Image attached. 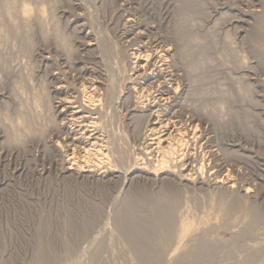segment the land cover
<instances>
[{
	"label": "rangeland",
	"instance_id": "1",
	"mask_svg": "<svg viewBox=\"0 0 264 264\" xmlns=\"http://www.w3.org/2000/svg\"><path fill=\"white\" fill-rule=\"evenodd\" d=\"M58 1L59 4H57L58 6L56 5L55 14L58 15L59 22L61 20L60 24L64 27L65 32L71 33L73 36L76 46H81L84 42L89 43L90 41L96 40L97 44L99 41V44H106L107 47L116 46L117 49L123 50V53L131 48L147 51V49L154 50L156 48L157 50H161L171 47L169 50L174 60L175 54L179 49V51H186V48L184 49L181 47L180 41L177 42L179 37L187 34L190 35V32L196 42H199L201 38H206V34L212 33V36L211 34L210 36L208 35L210 37V39H207L209 44L213 45L214 42L219 44H214L216 49H213L214 46L211 45L213 50H203L204 52L209 51L211 56L209 53L203 54V51L201 53L199 50V52L196 51L197 48L193 50V52L196 51L195 55L193 54V59H200L203 55H209L213 58L217 53L215 58H213V65H210V68H212H208L209 70L207 69L208 71H206L207 75H212V79L210 78L211 80L205 81L203 86L207 85V88L220 86L224 90H234V88L238 87L241 84L240 82H242L243 85L246 84L250 86L252 90L251 97L255 102L251 104L244 101L246 103H242L240 102L241 99L237 100L238 97H236V100H233L234 102L232 103H229V101L226 107H228V110L229 108L232 111L234 110L235 112L233 111V113L236 114H233L229 110L230 114L237 115L239 119L238 117L235 119L236 116L233 117V115H230L231 117L224 115V117H221L223 118L222 121L224 124L220 119L217 120V122L220 120L219 123H217L215 119H213L215 122L212 120L208 121L204 118H197V121L195 120V124L198 126L197 136L200 138L198 137V142L195 143V146L193 145L190 147L189 153L191 155L195 153L194 157L195 159L197 158V161L202 159L205 168V185L198 187V185L196 186L195 182H193L189 188L176 186L178 187L176 188L178 203L175 209L174 219L176 224H174V230L172 231V238L175 240L171 238V243H169L170 246L167 248V252L169 253H166V251L164 252L166 257L163 256L165 257L163 261L166 260V264L176 262L178 260V258L176 260V257H179L181 252L189 249V241V245H191L192 239L196 240L197 238V240H199L202 237L200 240L203 239L205 242L212 240L211 242H213L214 245L211 242V245H209L210 243L206 245L208 242L206 244L203 242V247L200 246L198 247L199 249L197 248V250L194 251V254H199V262L197 261V264H207L205 261H200L201 258L203 260L204 255H209V264H232L233 261L234 264H241L245 258L246 262L244 261L242 264H247L249 262V264H264V253H262L264 252V223L254 222L250 214L252 210L264 212V64L260 56L262 52L261 49H264V43L256 34L258 27L260 28V26L264 25V0ZM186 3L187 5L190 4L191 8L187 6ZM194 7L195 9L193 11L192 9ZM187 9H189L190 12ZM254 10L263 12V15L258 14V16H253L251 12ZM198 12L200 14L197 15ZM196 23L198 26L195 25ZM135 31L136 33L142 31V33L140 32L142 36L135 37ZM185 31L188 32L186 33ZM227 33L233 40V48L236 46V53H238V56H241L245 62L244 68H241L242 70L234 68V66L232 67V62L228 63L219 60L220 50L223 47V45L221 47L220 44H223V37ZM37 35L38 34L34 36L35 52L32 59V62L37 65L36 72L34 73V77L36 75V80L40 79L42 74V77H46L47 75L49 78V75L56 72L54 62L45 64L44 60H42L48 57L50 48L48 49V45L43 43ZM197 36L198 38L201 37L198 39ZM203 36L205 37L203 38ZM255 38L258 39L256 40ZM207 40L205 39L204 44L208 43H206ZM211 41L213 43H211ZM96 42L93 41V43ZM158 47L161 48L159 49ZM255 47H259V49L257 48V50ZM217 50L219 51L217 52ZM97 53L98 51L94 54H89L82 50L79 51L78 58L82 61L80 64H83L82 66H86L87 68H91L94 62L96 63V60L100 57ZM199 53L200 58L198 56ZM107 56L108 55L105 56L107 59H104L110 61L109 56ZM109 61L106 62V64L111 62ZM14 62L15 60L11 65L15 66L16 63ZM174 64L175 61L173 65ZM48 65L52 67L50 66L49 68ZM46 66L48 71L45 69ZM99 67V64L96 63L95 68L98 69ZM168 68L170 73L181 75L177 67L174 66V68H170V66H168ZM211 70L215 71L212 72ZM108 73L107 71V76L110 77V73ZM234 77L239 79L236 80L237 78ZM4 81L2 85L0 84V113L5 110L4 108L8 102V104H10L9 97H7L8 81ZM212 82L216 83L213 84ZM181 85H184V88L186 87V83L183 81H181ZM204 100H202V102ZM213 100H215V98ZM120 109L119 121L120 124H123L121 125L122 128L120 127L119 130H122V132L125 131L123 133L125 139L120 141V144L123 145H119L121 148H119L121 150V158H125H122L123 160L121 159V161L124 162V170L122 169L121 172L126 171L132 174L133 156L137 154L139 148L138 144L142 142L139 141V143L137 142L136 145L135 143L133 145V141L131 140V128L126 125L127 123L123 116V107H120ZM229 124L232 125L230 126ZM144 126L145 125H141V129H139L141 135L145 132V129H142ZM56 140V138L49 136L46 146L37 143H28L25 148H23L24 150L10 149L5 146L4 136L0 131V264H37L36 258L39 253L37 251H39L41 245L49 246V251L50 253L52 252L51 255L57 259L55 260V264H102L111 262V260L115 262H113L114 264H138L137 260L131 254L124 238H121V236L116 233L117 230L114 226L115 218L120 216L119 214H123V210L124 213L130 212V208L126 209L124 206V199L126 196L134 194V196H132L136 197L137 191L141 189L154 195L159 191L158 189L161 188L160 185L163 186L167 184V182H162L159 177H149L143 173H133L128 177L131 179L127 183H123L121 180L118 181V178H115L116 175L110 173L109 176L103 174L102 176L104 178L101 176L97 180L70 175L69 177L68 174L63 171L66 151L64 152L65 149L60 150L55 146ZM210 151L211 153H209ZM215 177H217L218 180L221 179V182L225 185L229 182L233 184L234 192H232L231 195L225 194L221 189H216L209 185ZM244 187L250 189L249 197L245 200L244 207L241 210L234 211V213L224 212L223 214V209L221 206L220 208L219 205H222L223 202L231 201L235 196H242V189ZM218 196H220L222 204ZM226 198L229 200L227 201ZM133 205H135V203ZM139 206V204L135 206L137 207L136 210L143 215L142 217L145 216L143 219L145 224H148L149 220L146 219L147 213ZM131 210V212H133V208H131ZM207 210H212V213ZM245 211L247 213H245ZM213 212L214 214L215 212H220L219 214L217 213V215L220 216L221 213L222 215L221 217H216ZM208 213H210L212 217ZM203 216H205L206 219H204ZM249 217L252 220H250ZM243 218H245L244 221ZM189 219L190 221H188ZM214 219L216 221L219 219V221L216 223ZM144 221H142V224H144ZM179 221H192V223H195V226H197L195 228L198 229H196L195 232L189 233L190 235L187 234L190 239H184L185 241L182 243H184L183 248L186 246V249L181 248L180 252L179 248L182 244L178 246L175 243L179 241H177V234L179 232L176 231L180 228L178 225H181ZM204 224L206 225L203 228ZM198 227H202L203 229ZM214 240L217 242L215 243ZM175 244L179 247L178 249L175 247ZM112 248L115 251L112 250ZM175 248L178 252L174 251ZM222 248H224L225 251ZM229 249L236 252H232ZM222 250L223 253H221ZM250 252H252V254ZM245 253L247 255H243ZM170 254H175V259H170ZM254 254H260L258 259L257 255ZM224 255H226V257ZM246 256H251L249 257L251 259H247L248 257ZM167 258L172 261L170 262ZM247 260L249 261L247 262ZM174 264H177V262Z\"/></svg>",
	"mask_w": 264,
	"mask_h": 264
},
{
	"label": "bare ground",
	"instance_id": "2",
	"mask_svg": "<svg viewBox=\"0 0 264 264\" xmlns=\"http://www.w3.org/2000/svg\"><path fill=\"white\" fill-rule=\"evenodd\" d=\"M58 2V0H0V84L2 85L4 80L8 81L7 97H9L10 101V104H8V102L5 108L3 107L5 110L0 113V131L4 136V144L7 148L18 150L25 148L28 143H37L46 146L48 137L52 136L57 139L55 146L60 150L65 149L64 152L66 151L63 171L68 174V176L85 177L97 180L103 174H107L108 176L113 174L116 175L115 178H118V181L121 180L123 183H127L131 179L128 177L133 173H143L149 177H159L162 182H167V184L163 186L160 185L161 188H159V191L154 195L141 189L137 191L136 197H133L134 194H132L133 196H126L124 199V206L126 209L130 208V212L124 213L123 210V214H119L120 216L115 218L114 225L117 230L116 233H118L121 238H124L131 254L137 260L138 264H166V260L163 261L166 257L164 252L166 251V253H169L167 252V248L170 246L169 243H171L170 241L173 239L172 231L174 230V224H176L174 220L175 209L177 208L176 206L178 203L176 188H189L193 182H195L198 187L205 185V168L203 161L202 159L197 161V158L195 159L194 157L195 153L194 155L189 153L190 147L193 145L195 146L199 137L197 136L198 126L195 124V120L197 121V118H204L208 121H214L213 119H215L217 122V120L220 119L223 123L222 116L224 117L225 115L228 117L236 114L233 113L234 110L232 111L229 108L233 113L230 114L228 107H226L229 103L234 102L233 100H236V97H238L237 100L241 99L240 102L242 103L249 102L252 104L255 102L251 97L252 90L250 86H247L246 84L243 85L242 82H240L241 84H238L239 86L235 87L234 90H224L220 86H212L210 88H207V85H204L206 88L203 86V83L209 80L212 76L210 74V76L207 75L206 71L209 70L208 68H210V65H213V58H215L217 54L216 53L215 56L211 58L209 51H203L212 49L211 47L216 43L214 42L211 46L207 40L210 39L209 36L210 34L212 36V33L206 34V38L203 36L204 39L201 38L202 40L200 39L199 42H196L190 32L189 34L191 36L188 34L180 35L181 37L178 38L179 40H177V42L180 41L179 43L181 44V47L184 49L186 48V51H179V49L175 54L176 56L174 60L173 55L169 50L171 47L161 50H157L156 48L154 50L147 49V51L131 48L123 53V50L121 51L117 49L116 46L107 47L106 44H99V41L97 44L96 40H93L96 43L90 41L89 43L84 42L83 45L80 44L81 46H76L73 36L71 33L69 34L65 32L64 27L60 24L61 20L59 22V17L55 14V8L56 5L59 4ZM187 6L190 7V4ZM195 7L192 9L193 11ZM189 9L187 10L190 12ZM199 12L197 15L200 14ZM263 12L254 10L251 14L253 16H258V14H262ZM197 23L195 25H197ZM140 32L142 33V31ZM140 32L138 31L136 33L135 31L134 36L139 37L141 35ZM36 34H38L37 36L43 43L48 45V49L50 48L48 51V57H42V60H44L45 64L54 62L56 66V69L54 68L56 72L49 75V78L47 75V78L45 76L42 77V74L41 77L39 76L40 79L38 80L35 79L36 75L34 77L37 65L32 62L35 52L34 36ZM256 34L264 43V25L260 26V28L258 27ZM205 39L207 40L206 43L208 42L207 44L209 45L204 44ZM211 43L213 42L211 41ZM216 44L218 45L219 43ZM220 45L221 47L223 45V47L220 50V57L217 55L219 60L228 63L232 62V65L230 64L232 67L234 66V68L243 69L245 62L243 61V58L236 53V46L233 48V40L228 33L224 35L223 44ZM215 47L216 46H214L213 49ZM257 48L259 49V47ZM195 49L196 51L199 50L200 53L203 51V54L209 53L210 56L203 55L200 58L199 53L198 56L200 59H193V54L195 55L196 52H193V50ZM81 50L86 51L89 54H94L98 51L97 54L100 57H97L98 59L96 60V63L99 64L100 67L96 69L95 62L91 68L82 66L83 64H80L82 61L78 58L79 51ZM261 50L262 52L260 56L262 63L264 64V49ZM218 51L219 50H217V52ZM106 55L109 56L112 63L108 60L110 63L106 64V62H108L105 60L107 59L105 57ZM12 60H15V66L11 65L13 63ZM92 60L95 61L94 59ZM174 61L177 65H173ZM50 66L48 65L49 68ZM168 66H170V68H174V66L177 67L179 70H176L181 72V75L170 73L168 71ZM45 69H48L47 66ZM106 70L110 73V77L107 76ZM238 79L239 78L236 80ZM181 81L186 83L185 88L183 87L184 85H181ZM214 98L215 100H213ZM202 100L204 101L202 102ZM120 107H123L124 109L123 116L127 123L126 125L131 128L132 137H130L132 138L133 145L134 143L136 145L139 141L142 142L138 144V152L133 156L132 174L131 172L128 173L126 171H122L123 173L121 172L124 165V162H122L121 159L125 158H121V148L119 145H123L120 144V141L125 139V135L123 136L125 131L122 132V130H119L123 124L122 122V124H120L119 121ZM233 117L236 119L238 116L233 115ZM141 125H145L144 128H142L143 130L145 129V132H143L142 135L139 130L141 129ZM209 153H211V151ZM211 182V184H209V182L208 184L213 188L221 189L225 194L231 195L232 192H234V186L230 182L225 185L221 182V179L218 180L217 177ZM242 190V196H235L232 200L230 199L231 201H228L229 199L226 198L228 202H223V204L220 196H218L222 204L219 205V202L218 205L219 207H222L223 214L224 212L234 213V211L241 210L244 207L245 200L249 197L250 189L244 187ZM134 203L135 205H133ZM136 203L146 211V219L149 220L148 224H145L143 219L145 216L142 217L143 215L136 210L137 207L135 206H138ZM131 208H133V212H131ZM209 210L207 211H212ZM217 213L219 214L220 212H215V214L213 212L216 217H221L222 213L220 216L217 215ZM245 213L247 212L245 211ZM250 214L254 222L264 223V212L252 210ZM203 218L206 219L205 216H203ZM219 219L217 221H219ZM244 219L245 218H243V221ZM142 221H144L143 223L145 225L142 224ZM188 221H190V219ZM217 221L215 220L216 223ZM179 223H181V225H178L180 228L179 230H176L179 232L177 234V241H179L178 243H175L178 246L182 244V246L179 248L175 244V247H177V249L179 248L180 252L181 248L184 249L186 247L183 248L184 243L182 242L190 239L187 234L195 232L197 229L195 227L197 226H195V223H192V221H179ZM205 223L207 224L206 221ZM206 224L203 225V228ZM200 239H192L191 243L193 245H189V241V249L181 252L179 257H176V260L177 258L178 260L174 261H176L177 264H197L199 262V254H194V251L202 246L203 242L205 244L208 242L206 244L208 245L212 241L205 242L203 239ZM214 241L215 243L217 242L216 240ZM211 243L214 245L213 242ZM211 243L209 245H211ZM48 247L47 245H41L39 251H37L39 252L36 258L37 264H55V260L57 259L51 255L52 252L50 253ZM222 249L224 250V248ZM112 250L114 249L112 248ZM223 250L221 253H223ZM174 251L178 252L176 248ZM250 253L252 254V252ZM172 255V257L170 256V259H175V254ZM226 255L224 256L226 257ZM243 255L247 254L245 253ZM254 255H257V259L258 256H260V254ZM208 257L209 255H204L203 260L201 258L200 261H205L209 264ZM249 257L247 259H251ZM172 260H170V262ZM244 261L246 262V258ZM248 261L249 260H247V262ZM113 262L111 260V262L101 263L114 264L115 262ZM232 264H234V261Z\"/></svg>",
	"mask_w": 264,
	"mask_h": 264
}]
</instances>
